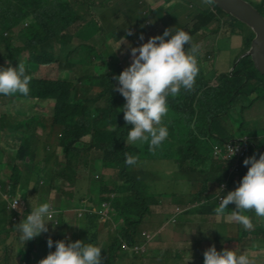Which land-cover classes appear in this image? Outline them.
<instances>
[{
    "label": "trees",
    "instance_id": "trees-1",
    "mask_svg": "<svg viewBox=\"0 0 264 264\" xmlns=\"http://www.w3.org/2000/svg\"><path fill=\"white\" fill-rule=\"evenodd\" d=\"M166 4L171 22L178 25L177 29H183L191 36V41L185 47L198 45L202 40L204 54L201 55L198 45L200 71L193 89H182L176 96L167 98L168 112L162 123L168 126V135L171 131L174 140L167 136L159 146L150 148L147 141L126 143L131 125L126 123L120 111L125 99L112 88L117 84L114 75H118L123 68L118 65L115 55L113 61L106 58L111 55L108 52L110 44L105 42L104 50L99 51L94 39L100 31L104 38L110 32L116 39H121L112 20L133 17L140 8L139 0H0V42L8 49L3 53L0 46V62L6 60L8 66L14 68L20 62L30 77L28 94H9L10 103L14 106L16 99L34 101V105L39 100L53 101V106H49L43 114L32 107L22 109L17 114L8 108L0 111V176H5V181L0 179V186L6 189L9 202L17 199L21 201L22 197L26 201V211L19 215L18 210L11 206H6L7 210L2 211L7 199L0 200V246H3L5 252L0 257V264H10L12 252L15 253L16 264H38L40 259L55 250V245L50 249L46 243L51 236L50 232L25 243L19 239L18 225L31 212V203L35 206V198L41 196L43 189L50 190L46 179L56 181L63 178L72 184L78 178L89 179V170L91 173L98 172V162L103 169L117 168L115 180L108 182L105 175H101L96 185L98 195L95 198L98 204L95 206L83 202L89 195L84 198L79 195L90 191V184L92 186L93 182L98 181L96 177L90 179V183L84 182L83 192L72 195V198L59 199L57 207H74L84 212L85 242L95 243L102 248L101 264H117L115 260L123 256L139 258L140 262L135 264H142L143 259L150 254L136 248L144 243L137 232V226L144 215L150 212L149 204H159L163 199L155 194H147L150 189L147 180L152 179V176L147 178V174H153L149 170H153L159 159L167 156L182 171L206 173L202 178L196 174L198 188L191 198L195 204L188 210L198 215H210L214 214L213 209L219 203L221 188L218 183L226 182L224 193L234 190L250 166L243 164L244 159L254 154L258 158L264 152V128H261L259 134L254 132V127L246 126L243 112H240L242 120L237 128L228 124L232 117L229 111L240 108L248 95L249 107L264 101V75L256 69L250 55L245 56L232 72L218 71L215 65L217 49L209 50L205 47L210 36L220 39L242 35L246 50L254 32L251 30L252 33L244 34L243 22L206 0H164L163 5ZM254 6L264 15V0ZM150 13L151 17L156 15L159 18L165 14L162 7L148 10L145 12V20H149ZM183 14L189 16L184 24L180 22ZM162 23L170 31L173 30L168 23ZM19 25L21 27L16 30L15 27ZM16 36L24 38L19 47L12 46ZM0 66L6 67L3 63ZM74 66H77L79 73L76 81L57 75V68L59 71ZM1 105L6 107L5 102ZM38 127L42 128L39 130L40 136ZM213 138L216 143L235 138L248 139V151L240 160L236 175L231 163L214 157L213 148L212 153L206 150L207 141ZM32 140L36 141L35 147L32 146ZM41 140L45 141L42 143ZM42 154L44 158H41ZM125 154L135 156L136 163L125 164ZM4 156L7 159L4 160ZM138 169L144 170L145 175L141 178L135 175ZM230 204L234 205L232 202ZM231 209L228 206L226 210ZM104 215L114 223L115 230L110 232L103 242L108 244L103 246L100 244L99 226ZM171 215L173 217L175 212ZM246 215L251 216L252 227L244 229L239 222L236 223L239 227L237 238L252 234L249 246L263 247L264 217L256 216L251 210ZM11 217L15 221H11ZM169 217V213L165 214L162 222ZM60 228H63L62 233L65 234L64 223L60 224ZM72 229L69 228V231ZM204 233L201 231L198 238L208 235L205 233L204 236ZM13 235L17 247L10 253L8 238ZM229 240L218 232L212 238V245L219 251L227 248ZM155 241L154 238L147 239V245L156 247L153 245ZM192 250H198L192 254L196 257L194 264H203L206 249L193 247ZM157 251L166 256L170 253L164 249L154 250ZM249 259L251 264H261L258 257L249 256Z\"/></svg>",
    "mask_w": 264,
    "mask_h": 264
},
{
    "label": "rangeland",
    "instance_id": "rangeland-1",
    "mask_svg": "<svg viewBox=\"0 0 264 264\" xmlns=\"http://www.w3.org/2000/svg\"><path fill=\"white\" fill-rule=\"evenodd\" d=\"M163 1L164 0H139V3L141 4L140 8L137 10V12L133 17L128 19L119 17L115 20H112V22L115 24L114 28L120 35L121 39H116V36H114L110 32L107 33L104 38L102 35L103 32L100 31L97 35L94 36L98 50L99 51L104 50V43L108 42V44H110V47L108 48V52L111 53V55H109V57L106 56V58L113 61V56L115 55L118 61V65L124 69L131 63V59H132L130 55L129 45L132 47L139 46L140 44L146 42L149 37L163 33V31L167 27L162 22L168 23L167 24L168 26H172L173 29L172 31L177 30L178 25L176 23L173 24V22H171L170 14L166 12V10L168 9V5L167 4L163 5ZM249 1L256 4L261 0H249ZM161 7L163 8L165 14H163L159 18L156 15H152L151 17V13H150L149 20L148 19L145 20V12H148V10H158ZM188 8H190L189 5ZM188 18H189L188 15L186 16V14H183L180 17V22L184 24L187 22ZM153 21H155V23ZM242 26H243L242 30H244V34L252 33L249 27L245 25ZM19 27H21V25L16 26L15 29L17 30ZM14 32L15 34H17V31ZM129 32L131 33V35L128 34ZM141 34H143L144 37L143 40L139 39ZM167 38L168 37H166V39ZM213 38L214 36H210L209 38H207V41L205 42V47L209 50L217 49L215 51L216 69H218V71L228 72L235 63V58L245 50L244 37L242 35L239 36L230 35L226 37H221L220 39L217 37L214 39ZM23 42H24V38L22 36L21 37L16 36L12 41V46L19 47L23 44ZM119 45L120 48H118ZM198 45L201 50V55H203L204 50L202 49V40H200ZM0 46L2 48L3 53H6L8 51V49L4 47L5 44L0 42ZM25 52H28V50L25 49ZM0 63H3L4 65H6V67H8L9 65V62H7L6 60L1 61ZM44 74L46 75V71L44 72ZM57 75L58 76L60 75L62 77H69L74 81H76L79 73L77 70V66H74L59 71L57 68ZM10 100L11 98L8 95L1 96L0 111H5L8 108L11 110V112L17 114V112H21L20 110L22 109H29V107H32L34 108L35 111L43 114L45 113V111H47L49 106H53L52 105L53 101L50 99L39 100L36 105H34V101L16 99L13 103L14 106H12ZM4 102L6 103V107L4 106L2 107L1 105L4 104ZM40 102L41 104L39 105ZM240 112L244 113L246 126L254 127L255 128L254 132L261 134L262 132L261 128H264V101L249 107V95L245 97L244 103L240 108L238 109L232 108L229 111V114L232 115V117L228 120V124L230 125V127L237 128L238 124L242 120L240 118ZM163 120L164 117H162V122ZM11 130L13 132L15 131L13 128ZM39 130H42V128L38 127V135L40 136ZM173 130H175L176 133L178 132L177 129H173ZM170 133L168 137H170L171 140L173 141L174 139ZM9 134H12L11 131H9ZM44 141L45 140H41L42 143ZM231 141L241 142L243 143L242 145L245 144V138H235L230 141H224L223 144ZM215 143L216 141L214 140V138L207 141L206 150L209 153H212V148ZM236 144L238 143H235V145ZM32 146L33 147L36 146L35 140H32ZM54 149L56 150V147H54ZM44 157L45 155L42 154L41 158ZM5 159H7V156L6 157L4 156V160ZM42 164H44V160ZM97 166H98V172L91 173L89 170V174H90L89 179L78 178L72 184L63 180V178H58L56 181L46 179L47 184L50 186V190L43 189V191H41L40 193L41 196L38 195L35 198L37 199L35 206L41 202L47 201L55 209H57L56 214H54L52 218L53 222L50 221L48 223L49 226L48 231L50 232L49 235H51L50 237L53 239V241L57 239H63L65 240V242H67L68 240L75 241L79 239L85 242L84 221H83L85 218L84 212L82 210L78 211L74 207L58 208L57 206H59V199H64L68 197L72 198V195H75L78 192H83L85 190V188L83 189L84 182L87 181V183H90V179L95 177L96 180L98 181L93 182L92 186L90 184V191H85L83 194H80L79 196L84 198L85 195H89L85 203L89 204L92 207L98 204V201H96L95 198L96 195H98V191H97L98 189L96 185L99 184V179H101V175L102 176L105 175L104 176L105 180L110 182L112 180L117 179L118 171L117 168L103 169L100 162L97 163ZM24 169L26 171V168ZM143 171L144 170L138 169L135 172V175L141 178L145 175ZM149 171H153V174L152 172L151 173L149 172V174H147L148 176L147 178L152 176V179L147 180L150 182V189H148L147 194L149 195L155 194L156 197H162L163 199L162 202L159 204H152V203L149 204L150 212L144 215L143 220L137 226V232L143 239H144V237L142 236L143 231L146 232L145 237L147 239L154 238L153 232L158 230L162 226L163 224L162 218L164 213L167 212L172 214L175 210L174 209L175 205H179L182 208L193 207V204H195V202L191 200L190 201L184 200L181 198V195L179 194L174 195V193L188 192L189 194H191V192H196L197 191L196 188L198 187L195 178L197 176H199V178H202L206 175V173H201L199 171H195L194 173L182 171L175 164H173L172 160L167 156L159 159V163L155 164L153 166V170H149ZM4 177L5 176L2 174L0 176V179L4 180ZM214 180L217 181V178H215ZM21 184H23V182H21ZM87 188H89V184H87ZM5 192H7L6 189L3 188V186H0V194H1L0 200L3 201L4 199H7L5 201L6 204L5 205L2 204L5 206L4 210L2 211H5V209L7 210L6 206L8 207L9 204V200H8L9 196ZM30 197L33 198L34 196H29V198ZM20 202L22 204L26 202L24 201V197H22ZM228 206L231 208L235 207L230 203ZM230 212L231 211L225 210V215H222L220 217H217L215 214L198 215L189 212H187L185 215L179 216L177 221L170 222L167 225L168 227L164 228L163 230H161V232H159L158 234L159 236L157 237L155 243L153 244L156 247H152L147 244L143 246L142 250H145L150 255L143 259L142 264H194V260H196V257H194L192 254L198 252V250L191 251V248L205 247L206 245H211L213 243L212 241L213 236L215 234L218 235V232L224 236V239L226 238L231 239L226 243L228 249L236 248L238 251L244 252L248 256L256 255L255 257H258V262L264 264V246L260 248H251L249 244L251 242L253 235L249 233L243 235L241 238H237L239 227L237 226L236 223L238 222L225 218V216L230 214ZM3 216H4V212L2 217ZM248 216L251 219V216L250 215ZM180 219H183V221H179ZM56 220L63 221L62 223L65 224V229H64L65 234L62 233L63 228H60V223L57 224ZM11 221H15V219L11 217ZM99 227L101 228L100 240L102 241L100 244L104 246L108 244V242L105 244L103 242L109 237L110 232L115 230V226L114 223L111 221V219L108 218L107 215H104L103 218L101 219ZM202 227H206V228L202 229ZM69 228H74V230L72 229L69 231ZM201 231L207 233L208 235L205 236L204 233L205 237L202 238L200 237L201 241H199L200 238L198 237L200 236ZM13 240H14V235L11 236V238H8V241H10V244L8 246V248L11 249L10 253L17 247L16 243ZM155 249L168 250L170 253L168 256L162 255L164 253L159 254V251L154 252ZM3 255H5L4 248L3 246H0V257H2ZM14 256L15 253L12 252L10 264H16L14 261ZM154 258L155 260L152 261V259ZM115 262L117 264H135L137 262H140V259L132 258L130 256H123V258H117ZM195 264H199V263L197 262Z\"/></svg>",
    "mask_w": 264,
    "mask_h": 264
},
{
    "label": "clouds",
    "instance_id": "clouds-1",
    "mask_svg": "<svg viewBox=\"0 0 264 264\" xmlns=\"http://www.w3.org/2000/svg\"><path fill=\"white\" fill-rule=\"evenodd\" d=\"M206 2L212 4L214 0H206ZM128 34L131 35L130 32ZM166 37L170 38L166 39ZM139 39H144L143 34ZM190 41L189 32L183 29L170 31V28H166L163 33L149 37L139 46L129 45L131 63L118 75H114L117 84L112 87L125 99L120 111L123 112V119L126 123L131 125L127 131L126 143L137 140L147 141L149 147L153 148L159 146L167 138L168 127L162 123V117L168 112L167 98L176 96L182 89L192 90L195 78L200 71L197 59L199 47L192 45L186 48L185 46ZM29 80L30 77L20 62L15 68L0 66V95L13 93L27 95ZM246 139L248 144L249 141ZM216 144L223 145V143ZM235 151H238V147L235 149L229 147L230 155L224 159L214 154L213 147V156L231 163L236 175L239 171L240 160L245 155L238 159L231 157ZM124 163L134 165L136 157L125 154ZM243 164L250 166L234 190L224 193L227 188L226 182L218 183L221 193L218 197L219 203L213 212L217 217L225 215L227 206L232 202L235 207L225 218L239 222L244 229H249L252 227L251 219L244 213L251 210L256 216L264 217V152L260 153L258 158L255 154L246 157ZM177 194L187 201L195 196V192L191 194L188 192L174 193V195ZM85 201L83 200L84 203ZM25 205L18 199L8 204L9 207L16 208L19 215H23L26 211ZM188 208L190 207L182 208L175 205V215L172 217L169 213L170 217L163 221L158 230L153 232L154 238L157 239L159 232L168 227L170 222L177 221V217L187 212L191 213ZM56 212L57 209L49 202H41L36 206L31 203V212L18 225L19 239L25 243L49 232L48 223L53 222L52 218ZM56 221L57 224L62 223L60 220ZM145 233V231L142 232L144 237V243L140 244L142 247L147 244ZM46 243L50 249L55 245V250L40 259L38 264H101L102 262V248L95 243L83 242L79 239L67 242L65 240L53 241L51 237ZM199 248L200 250L206 249L203 253V264H250L249 256L236 248H223L218 251L212 244Z\"/></svg>",
    "mask_w": 264,
    "mask_h": 264
},
{
    "label": "water",
    "instance_id": "water-1",
    "mask_svg": "<svg viewBox=\"0 0 264 264\" xmlns=\"http://www.w3.org/2000/svg\"><path fill=\"white\" fill-rule=\"evenodd\" d=\"M214 3L254 32L250 45L237 57L230 72L250 55L256 69L264 75V15L248 0H214Z\"/></svg>",
    "mask_w": 264,
    "mask_h": 264
},
{
    "label": "built area",
    "instance_id": "built-area-1",
    "mask_svg": "<svg viewBox=\"0 0 264 264\" xmlns=\"http://www.w3.org/2000/svg\"><path fill=\"white\" fill-rule=\"evenodd\" d=\"M235 143H238V144L235 145ZM242 144L243 143H241V142H235V141L227 142V143H225L223 145L216 144L214 146V154L217 155V156H221L222 158L226 159V157L230 155L229 147H232L234 149L238 147V151H235L234 155L231 156V157H235V158L238 159L239 157L245 155V153L248 150L247 141H245L244 145H242ZM136 248L142 249L143 247L139 246V247H136Z\"/></svg>",
    "mask_w": 264,
    "mask_h": 264
},
{
    "label": "crops",
    "instance_id": "crops-1",
    "mask_svg": "<svg viewBox=\"0 0 264 264\" xmlns=\"http://www.w3.org/2000/svg\"><path fill=\"white\" fill-rule=\"evenodd\" d=\"M256 255H251L250 257H255Z\"/></svg>",
    "mask_w": 264,
    "mask_h": 264
}]
</instances>
